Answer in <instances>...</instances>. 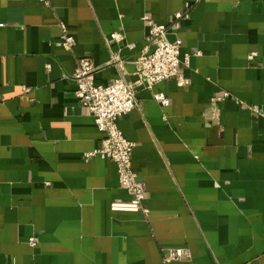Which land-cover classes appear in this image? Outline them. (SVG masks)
Instances as JSON below:
<instances>
[{
    "label": "crops",
    "instance_id": "1",
    "mask_svg": "<svg viewBox=\"0 0 264 264\" xmlns=\"http://www.w3.org/2000/svg\"><path fill=\"white\" fill-rule=\"evenodd\" d=\"M148 21L189 57L152 90ZM82 58L137 90L118 126L147 213L112 211L118 167L88 156L104 134L76 98ZM0 264H264V0H0Z\"/></svg>",
    "mask_w": 264,
    "mask_h": 264
},
{
    "label": "built area",
    "instance_id": "2",
    "mask_svg": "<svg viewBox=\"0 0 264 264\" xmlns=\"http://www.w3.org/2000/svg\"><path fill=\"white\" fill-rule=\"evenodd\" d=\"M180 17L181 14L176 15V18ZM148 23L150 26L148 39L153 48L151 51L142 52L136 59L134 67L137 83L145 89L152 90L165 81L182 80L180 67L183 63L189 65V57L186 56L182 61V40L169 41L167 26L155 25L151 21ZM61 29L63 47L70 50L75 43L74 36L64 24H61ZM107 39L121 42L124 36L120 32H113ZM93 70V62L90 59H79L74 77L77 86L76 98L92 115L98 130L104 134L103 147L89 153L88 156L110 160L118 167L120 186L129 195L130 200L113 201L110 205L112 211L147 213L148 210L144 206L145 185L132 164L135 146L125 138L118 126L121 117L140 109L137 90L121 78L106 86L97 85L93 81ZM154 98L163 106L169 104L163 93H156ZM30 243L34 244V240H30ZM189 256L188 250L171 249L166 261H179Z\"/></svg>",
    "mask_w": 264,
    "mask_h": 264
}]
</instances>
